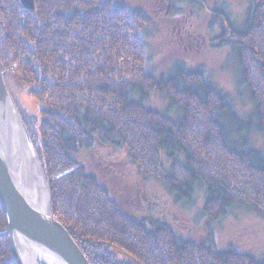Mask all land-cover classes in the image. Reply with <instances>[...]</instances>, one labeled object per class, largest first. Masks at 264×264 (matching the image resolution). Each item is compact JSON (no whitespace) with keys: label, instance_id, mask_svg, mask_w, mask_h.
<instances>
[{"label":"trees","instance_id":"obj_1","mask_svg":"<svg viewBox=\"0 0 264 264\" xmlns=\"http://www.w3.org/2000/svg\"><path fill=\"white\" fill-rule=\"evenodd\" d=\"M34 1L27 9L20 0H0V66L51 185L55 214L91 264H264L216 243L214 223L232 208L264 214V153L250 141L231 144L228 122L241 132L242 119L227 97L201 70H148L143 34L151 18L140 9L113 0ZM182 1L167 0L168 13L180 12ZM249 3L244 26L226 18L229 28L215 46L232 47L253 100L249 127L264 134V0ZM215 18L223 24L222 15ZM153 91L168 97L175 117L146 104ZM23 93L36 99L37 111L22 106ZM101 144L126 149L141 179L158 181L177 203L203 185L202 240L180 238L164 218L125 211L79 159ZM7 225L0 203V264H18Z\"/></svg>","mask_w":264,"mask_h":264},{"label":"rangeland","instance_id":"obj_2","mask_svg":"<svg viewBox=\"0 0 264 264\" xmlns=\"http://www.w3.org/2000/svg\"><path fill=\"white\" fill-rule=\"evenodd\" d=\"M113 1L140 9L151 18L143 34L147 41L148 70L156 76H172L176 65L203 71L242 119L238 126L241 132H237L236 123L228 122L231 144L239 148L251 144V147L264 153V134L255 127H249L253 100L250 91L239 79L232 47L215 46L216 36L222 34L224 27L229 28L226 18L233 27L244 26L249 0H200V4L183 0L180 4L182 10L172 15L168 13L167 0ZM215 12L222 15L223 24L219 19H213L217 15ZM20 100L28 110L37 111L39 105L36 99L23 93ZM146 104L161 112L169 110V114L175 117L176 111L169 108L165 94L153 91ZM79 159L108 187L125 211L142 217L153 215L164 218L180 238L200 241L205 236L207 220L200 211L205 201L203 185L195 189L190 201L177 203L158 181L141 179L124 148L115 149L101 144L91 150H82ZM214 227L216 243L221 250L234 245L241 252L264 260V214L247 207H235L214 223Z\"/></svg>","mask_w":264,"mask_h":264},{"label":"water","instance_id":"obj_3","mask_svg":"<svg viewBox=\"0 0 264 264\" xmlns=\"http://www.w3.org/2000/svg\"><path fill=\"white\" fill-rule=\"evenodd\" d=\"M25 8H34V0H20ZM21 121L26 132L29 149L41 166L44 185H46L48 205L34 204L14 175L12 157L13 118ZM0 203L6 211L7 233L10 251L18 264H28L21 242H27L42 252L45 264H91L86 254L72 237L68 228L56 216L52 204L51 185H49L43 164L36 152L30 132L9 89H7L0 66ZM46 259V260H45Z\"/></svg>","mask_w":264,"mask_h":264},{"label":"bare ground","instance_id":"obj_4","mask_svg":"<svg viewBox=\"0 0 264 264\" xmlns=\"http://www.w3.org/2000/svg\"><path fill=\"white\" fill-rule=\"evenodd\" d=\"M13 124V145L10 154H12L14 175L21 180L30 200L34 204H40L41 207L46 208L48 196L41 166L29 149L26 132L23 130L21 121L14 117ZM21 246L28 264H41L42 259L46 258L42 252L27 242H21Z\"/></svg>","mask_w":264,"mask_h":264}]
</instances>
